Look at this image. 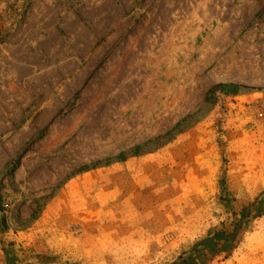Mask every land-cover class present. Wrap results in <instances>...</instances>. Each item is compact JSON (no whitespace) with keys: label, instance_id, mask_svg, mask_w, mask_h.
<instances>
[{"label":"rangeland","instance_id":"rangeland-1","mask_svg":"<svg viewBox=\"0 0 264 264\" xmlns=\"http://www.w3.org/2000/svg\"><path fill=\"white\" fill-rule=\"evenodd\" d=\"M245 210L211 264H264V0H0V264H173Z\"/></svg>","mask_w":264,"mask_h":264},{"label":"trees","instance_id":"trees-1","mask_svg":"<svg viewBox=\"0 0 264 264\" xmlns=\"http://www.w3.org/2000/svg\"><path fill=\"white\" fill-rule=\"evenodd\" d=\"M252 207V206H251ZM251 212L234 213L233 218L223 222L221 227L202 239L190 252H182L173 264H211L224 261L239 243L244 225Z\"/></svg>","mask_w":264,"mask_h":264}]
</instances>
